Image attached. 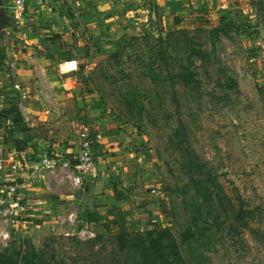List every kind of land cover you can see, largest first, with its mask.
<instances>
[{"label":"rangeland","instance_id":"1","mask_svg":"<svg viewBox=\"0 0 264 264\" xmlns=\"http://www.w3.org/2000/svg\"><path fill=\"white\" fill-rule=\"evenodd\" d=\"M12 1L0 0V70L7 69L0 73V131H28L20 140L52 159L65 145L77 149L74 125H84L88 110L99 175L88 178L87 195L52 159V170L38 178L39 197L26 200L44 211L13 222L10 247L0 253L13 264H26V256L33 264H137L139 258L125 261L131 255L122 253L121 236L127 233L139 249L153 234L175 264H264V0H189L166 23L150 0V12L136 14L127 38H137L134 47L119 59L117 51L98 54L94 66L85 61L91 38L76 20L82 0H49L57 1L52 12L29 21L15 17ZM66 19L78 37L59 31ZM24 31L29 44L16 38L24 39ZM13 42L17 51H57L53 78L62 62L77 59L76 87L50 85L46 73L16 75L4 63ZM193 49L201 57L189 61ZM154 61L157 80L149 71ZM181 65L198 85L169 77ZM29 108L35 113L27 123L36 121V133L21 115ZM123 190L128 197L116 200ZM87 204L103 224L86 222Z\"/></svg>","mask_w":264,"mask_h":264},{"label":"crops","instance_id":"2","mask_svg":"<svg viewBox=\"0 0 264 264\" xmlns=\"http://www.w3.org/2000/svg\"><path fill=\"white\" fill-rule=\"evenodd\" d=\"M49 4L52 8H55V4H57V1H49ZM153 2H158V9L160 14L164 17L165 23L171 16H177V10L184 8L189 0H153ZM204 2V0H203ZM152 2L150 0H82L78 1L75 5L76 8V20L78 19L79 23L85 28L86 32L88 33V38L90 37V41L88 44L92 46V51H89V53H86L85 61L88 64H93V61H91L94 56L98 55L102 56L105 53H108L109 51H118L120 50L127 42V38L129 34H131L132 28L134 23H136V14L140 13L141 11H149L151 7ZM157 5V4H156ZM154 5V9L155 6ZM35 5H31L28 7L26 11V19L29 21L30 16L37 17V14H46L49 15L50 11L47 6V8H38ZM42 10V11H41ZM156 11V10H155ZM149 14V13H148ZM154 15H157L156 13ZM171 15V16H170ZM46 19V18H45ZM151 19H153L151 17ZM26 20V21H27ZM49 20L55 21L56 18H49ZM139 20V19H137ZM67 22V26H64L63 29L59 30L64 32L65 34H69L72 36V34H75V36H79L80 32L78 29L72 28L74 27V24H72V20H65ZM169 21V20H168ZM64 22V21H63ZM39 23V22H38ZM56 26V25H54ZM24 28V27H23ZM58 32V30H57ZM30 34L28 32L24 31V39H20V37H16L19 40L25 41L26 44H29V41L25 38H27ZM85 41V39H83ZM18 43L13 42L12 43V51H6L5 55L6 63L8 67L12 69V71L15 72L16 75L22 76V73H46L50 77V79H47L46 82L53 86H58L59 88L67 87V88H75V80L76 76L75 74H68L72 75L73 78L70 79V76H66V74H57L56 77L53 78L54 70L58 66V62L54 60V57L52 54H55L57 57V51H17ZM83 49V48H82ZM9 50V49H8ZM61 52V51H60ZM64 52V51H63ZM70 52V51H69ZM76 53L82 52L81 50L78 51H72ZM113 53V52H112ZM85 57V55H84ZM90 62V63H89ZM93 69L92 67L88 68ZM5 70H0L1 72H6ZM82 70V68H81ZM53 73L51 75L50 73ZM63 75V76H62ZM5 76L9 77V74H5ZM58 77H61V79H58ZM53 78V79H52ZM24 80V79H23ZM64 82H67V85H64ZM38 83V82H37ZM34 88L35 85L33 84ZM28 89V88H26ZM10 98H18L16 96H12ZM34 101V100H32ZM13 112V111H11ZM73 112V110H72ZM34 114L33 110L31 108L27 109L26 115H22V117L25 116L24 122H29L28 120L30 118L33 119L34 116L28 117V114L30 115ZM81 112H73V117L76 116V114ZM37 114V113H36ZM81 115H77L76 117L78 119H81ZM84 119L83 124L87 123V116H88V110L84 112ZM28 124V123H27ZM75 124V123H74ZM28 128L33 129V131L36 133V129L40 130L39 125L36 124V121H34L32 124L27 125ZM82 124L77 123L74 125V133L76 135L77 149L69 148L67 145L64 146V148H61V155H57L56 157L52 158L54 160H69L68 156L72 157L73 160L74 155L77 154L80 151V140H79V130L81 128ZM1 127V126H0ZM5 129V128H4ZM3 129V130H4ZM12 129V130H11ZM8 131L1 132L0 131V139L3 140V137L5 138L4 141L8 144V148H6V144L2 141H0V149H3L5 152V155H9L11 153H15L16 155V162L19 163L21 166L24 167L23 170L16 171L13 169L12 165L7 166V169L2 172V174L7 175L6 179L2 178L0 176V179L2 181L9 182L13 185H17L18 193L20 194L21 198H24L22 201L26 202V200H29L28 198H37L40 195L41 192V184L42 180H36L34 183L27 180V168H29L34 162H36L40 157H43V153L40 152V148L36 146V144H32L31 142L27 143V140H20V137L23 138L25 133H29L28 131H25V133L22 134H15V128H11ZM102 136H98V138H101ZM20 140V141H19ZM16 141H19L21 147L23 148L22 152L16 153V147L15 143ZM3 146V148H2ZM50 151L55 152V148L50 147ZM10 151V152H9ZM54 154V153H53ZM66 154V155H65ZM58 162V161H57ZM6 173V174H5ZM87 185L85 186L86 193L88 195V180L86 181ZM40 184V186H39ZM114 189V188H113ZM88 197V196H87ZM70 198H73L75 200H81L82 197L77 198L75 195L71 196ZM85 210V208H84Z\"/></svg>","mask_w":264,"mask_h":264},{"label":"built area","instance_id":"3","mask_svg":"<svg viewBox=\"0 0 264 264\" xmlns=\"http://www.w3.org/2000/svg\"><path fill=\"white\" fill-rule=\"evenodd\" d=\"M35 5L38 8H47L50 11L53 8L48 5L47 0H13L9 8L15 14V17L22 20L26 17V11L29 6ZM62 74H78L81 65L77 59H69L59 65ZM80 151L74 155L73 160H63L60 162L61 169L64 170L65 178L71 186L79 191L85 190V182L89 179L98 177V168L95 160V149L92 128L85 123L79 130ZM53 160L48 157H41L34 162L29 170L27 169V180L35 182L45 169L52 170ZM13 167L16 171L23 170L24 167L16 162L15 153L5 155L0 149V175L7 166ZM17 185L0 179V251L10 247L12 240L11 225L13 222H20L25 216L39 214L44 211L42 203H29L16 199L18 193ZM155 192V191H153ZM75 216V217H74ZM76 214L69 216L70 222L75 223ZM82 234L87 235V230H82Z\"/></svg>","mask_w":264,"mask_h":264},{"label":"trees","instance_id":"4","mask_svg":"<svg viewBox=\"0 0 264 264\" xmlns=\"http://www.w3.org/2000/svg\"><path fill=\"white\" fill-rule=\"evenodd\" d=\"M173 34L170 35V37H172ZM136 37H130V39L127 40L126 44L115 53V58L119 59L120 56L125 52L128 51L131 47L133 48L134 46L131 44V42H133L134 40H136ZM170 39V38H169ZM169 39L167 42H165L166 44H168ZM173 39V38H171ZM154 51V50H153ZM201 57V52L197 51L196 49L191 50L190 54L187 56L188 60L191 61L193 58ZM156 65V62H151L150 64V75L157 80L156 75H155V68L154 66ZM172 75L174 76L175 80L177 79L178 83L179 81L182 82L183 86L185 87H190V86H196L199 83L195 80L196 78V74L193 73L190 69V67H186L184 65L180 66V69L178 71H174L172 73H170L169 77H172ZM168 77V78H169ZM172 80V82H175V80ZM21 130L22 127H20ZM20 130L19 128L16 130L18 131ZM24 131V130H23ZM16 150L17 151H22L23 148L21 147L19 141H17V144L15 145ZM115 191V190H114ZM128 192L125 190L123 191H116L115 192V197L116 200L118 201H124L127 197H128ZM98 209L95 206H89L87 204V206L85 207V210L83 212V216L84 219L86 220V222L88 224H97V225H101L102 223V217L100 215V213L97 211ZM106 226V225H104ZM127 233H125L124 235L121 236V240L119 242V247L122 251V253H124L126 256L127 255H131V257H128L125 259V261H128L127 263H129L130 258L136 259L139 258L137 260V264H175V262L173 261L171 255H169L170 250L169 248L164 245V243L162 242V238L161 236H156L153 237V234H149L147 239H141V247L138 249L137 246L130 245V242L127 238ZM175 250L173 248L172 253L174 254ZM133 257V258H132ZM131 260V261H132ZM13 257L11 256H7L4 253H0V264H13ZM26 264H33V260H31L28 256H26Z\"/></svg>","mask_w":264,"mask_h":264}]
</instances>
